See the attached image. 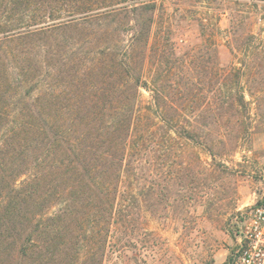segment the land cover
<instances>
[{
	"label": "trees",
	"instance_id": "16d2710c",
	"mask_svg": "<svg viewBox=\"0 0 264 264\" xmlns=\"http://www.w3.org/2000/svg\"><path fill=\"white\" fill-rule=\"evenodd\" d=\"M157 6L0 0V126L21 139L25 169L24 190L5 208L14 231L20 213L27 216L21 260L48 264L50 254L51 264H102L109 238L133 226L119 189L132 185L140 158L167 156L168 141L179 150L195 142L213 157L214 125L228 127L231 109L245 113L244 92L231 86L243 66L233 74L213 65L202 76V57L176 56L152 39ZM119 30L132 32L129 42ZM217 73L226 93H213ZM49 208L51 223H34Z\"/></svg>",
	"mask_w": 264,
	"mask_h": 264
},
{
	"label": "rangeland",
	"instance_id": "374dc122",
	"mask_svg": "<svg viewBox=\"0 0 264 264\" xmlns=\"http://www.w3.org/2000/svg\"><path fill=\"white\" fill-rule=\"evenodd\" d=\"M142 1L158 4L152 39L166 42L164 47L176 56L202 57L206 66L202 76L210 74L213 65L233 74L243 66L240 84L233 79L231 86L244 92L248 104L245 113L231 109L228 127L221 121L214 125L213 157L195 142H186L179 150L168 141L167 156L153 150L151 158H140L132 185L124 182L119 189L120 202L134 213L133 226L109 238L102 264H220L233 246L236 216L246 205L264 199V0ZM113 32L122 42H129L132 34ZM225 84L217 73L213 93H226ZM140 92L147 102L149 92ZM216 103L220 104L217 95ZM10 133L11 125L1 124L0 264H30L17 255L27 216L20 213L15 231L13 225L7 227L5 207L22 193L25 178L23 143ZM54 211L44 210L41 217L39 212L34 223L47 226L51 222L46 218ZM46 256L51 264V255Z\"/></svg>",
	"mask_w": 264,
	"mask_h": 264
},
{
	"label": "built area",
	"instance_id": "2783aa9c",
	"mask_svg": "<svg viewBox=\"0 0 264 264\" xmlns=\"http://www.w3.org/2000/svg\"><path fill=\"white\" fill-rule=\"evenodd\" d=\"M236 219L233 246L220 264H264V199L246 205Z\"/></svg>",
	"mask_w": 264,
	"mask_h": 264
}]
</instances>
